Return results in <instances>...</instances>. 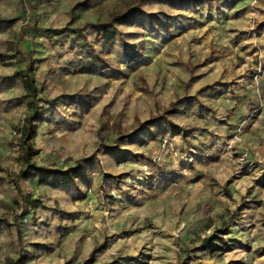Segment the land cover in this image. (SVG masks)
Wrapping results in <instances>:
<instances>
[{
	"label": "rangeland",
	"instance_id": "1",
	"mask_svg": "<svg viewBox=\"0 0 264 264\" xmlns=\"http://www.w3.org/2000/svg\"><path fill=\"white\" fill-rule=\"evenodd\" d=\"M136 6L107 31L81 29ZM29 56L33 162L81 168L74 179L31 171L17 190ZM20 192L40 205L23 212ZM9 259L264 264V0H0Z\"/></svg>",
	"mask_w": 264,
	"mask_h": 264
},
{
	"label": "trees",
	"instance_id": "2",
	"mask_svg": "<svg viewBox=\"0 0 264 264\" xmlns=\"http://www.w3.org/2000/svg\"><path fill=\"white\" fill-rule=\"evenodd\" d=\"M139 7H128L124 9L123 11L117 12L112 14L106 21L104 22H98V23H89L86 22L83 24L81 29L91 27L98 29L100 31H107L111 28V26L114 24L117 20H125L130 19L132 17H138L140 15L139 13ZM165 23V21H163ZM117 38L122 43L123 50L125 52H129V47L126 45V43L123 42V36L121 34L117 35ZM29 63L24 71L23 74V83L24 87L26 89V96L30 98L31 100L28 103V113L25 116L24 123L21 127V136L22 140L24 141L22 154L20 157V161L23 164V168H21L17 173H14L11 175V180L17 190H20L18 179H27L29 177V173L32 172H38L46 175H59L63 176L64 178L74 179L77 173L79 172L81 165L80 163H77L73 168L66 169L64 171L60 169H50L46 168L44 166H38L36 163L33 162V156H34V150L31 146V139L35 136L36 130L33 127V121L35 120L36 114L39 110V106L37 104V101L35 100L37 98V87H36V81H35V75L33 73V59L29 56ZM172 107L175 106V103L171 105ZM168 113H172L173 110H168ZM155 122V119L145 121L141 123L139 126L140 129L148 128ZM21 208L22 211L25 212L27 209H36L40 205L39 199H34L28 196L23 195L21 192ZM94 259V251L91 252L89 260L92 261ZM17 260H7L6 264H16Z\"/></svg>",
	"mask_w": 264,
	"mask_h": 264
}]
</instances>
